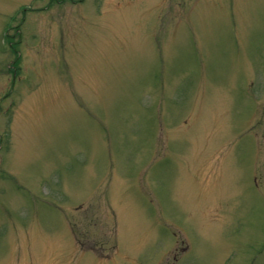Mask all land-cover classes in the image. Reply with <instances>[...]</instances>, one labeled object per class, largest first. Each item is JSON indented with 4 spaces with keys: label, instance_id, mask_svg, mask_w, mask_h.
Here are the masks:
<instances>
[{
    "label": "rangeland",
    "instance_id": "rangeland-1",
    "mask_svg": "<svg viewBox=\"0 0 264 264\" xmlns=\"http://www.w3.org/2000/svg\"><path fill=\"white\" fill-rule=\"evenodd\" d=\"M0 264H264V0H0Z\"/></svg>",
    "mask_w": 264,
    "mask_h": 264
},
{
    "label": "flooded vegetation",
    "instance_id": "flooded-vegetation-1",
    "mask_svg": "<svg viewBox=\"0 0 264 264\" xmlns=\"http://www.w3.org/2000/svg\"><path fill=\"white\" fill-rule=\"evenodd\" d=\"M175 258H177V257H175Z\"/></svg>",
    "mask_w": 264,
    "mask_h": 264
}]
</instances>
